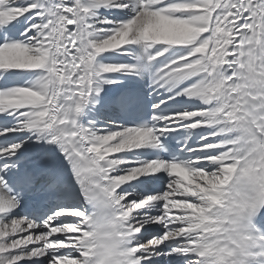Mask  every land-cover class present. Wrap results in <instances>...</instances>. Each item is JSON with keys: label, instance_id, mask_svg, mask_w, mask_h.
Listing matches in <instances>:
<instances>
[{"label": "bare ground", "instance_id": "obj_1", "mask_svg": "<svg viewBox=\"0 0 264 264\" xmlns=\"http://www.w3.org/2000/svg\"><path fill=\"white\" fill-rule=\"evenodd\" d=\"M69 1L74 5L71 18L77 35L75 51L86 88L77 139L90 155L96 176L107 185L124 213L128 215L130 208H138L129 219L131 250L138 252L137 259L156 258L158 264L166 254L158 250L165 240L179 241L175 250L199 245L207 208L216 192L232 182L239 167V163L230 162L236 153L216 152L227 138V125L217 116L216 106L229 98L230 35L241 1ZM251 1L257 34L251 41L252 59L261 71L254 74L261 76L264 86V0ZM61 4L62 0H0V28L12 29L17 37L0 46V112L10 120V127L1 137L15 135L12 144L1 152L6 156L22 155L23 159L29 158L26 162L30 164L43 161L49 167L53 160L47 136L58 121L67 93L69 60L64 34L69 14ZM143 47L158 59L149 82L143 73ZM167 51L169 56L160 60ZM205 59L209 60L208 68L200 65ZM192 72L197 73L194 78H190ZM212 80H216L217 91L212 90ZM128 83H142L159 104L182 109L165 119L166 124L180 120H190V125L199 128L212 124L206 141L213 140L208 144L204 141L190 160L202 166L200 171L162 161L153 163L138 156L136 148L151 144V133L119 124L109 101L110 95ZM158 171L175 174L165 184L166 203L186 207L183 214V209H176L178 214L166 215L175 228L162 236L159 221L152 217L153 207L159 206L161 199L140 196L125 186L130 179ZM184 195L195 199L167 200L168 196ZM73 203L70 211L61 208L47 224L35 226L18 215L10 197L0 189V264L27 263L32 258H40L39 264H82L85 248L80 244L87 236L85 226L81 219H64L69 214L84 216L82 204ZM144 228L155 232L145 237L140 234ZM51 234L57 235V240ZM23 243H29L28 247ZM39 248L55 253L71 248V252L55 258L36 257Z\"/></svg>", "mask_w": 264, "mask_h": 264}, {"label": "rangeland", "instance_id": "obj_2", "mask_svg": "<svg viewBox=\"0 0 264 264\" xmlns=\"http://www.w3.org/2000/svg\"><path fill=\"white\" fill-rule=\"evenodd\" d=\"M12 3L14 4L15 3V1H12ZM88 135V134H87ZM166 207V208H165ZM164 207V209L163 210H160L158 213H157V215L159 216V218H158V216L155 214V213H153L152 214V217H154L157 221H159V219H163V221L162 222H164V219L166 218L164 215H166V213H168V211H167V209H169V207L168 206H165ZM170 207L172 208V207H174V205H172V204H170ZM182 209H183V207H182ZM161 222V223H162ZM161 223H159V225H161ZM57 236V235H56ZM56 236H54V234L52 235V239H55V237ZM147 237H151V234H149ZM25 246H24V245ZM23 244H21V246H20V249L22 248V245H23V247H26L27 248V243H23ZM18 246V245H17ZM42 252H43V249H39L38 251H37V253L39 254V255H41L42 254ZM21 263V262H20ZM19 263V264H20Z\"/></svg>", "mask_w": 264, "mask_h": 264}]
</instances>
